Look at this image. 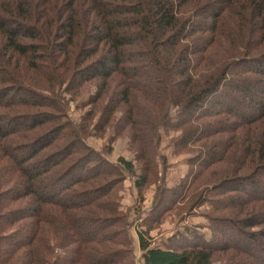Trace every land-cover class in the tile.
<instances>
[{
  "label": "trees",
  "instance_id": "16d2710c",
  "mask_svg": "<svg viewBox=\"0 0 264 264\" xmlns=\"http://www.w3.org/2000/svg\"><path fill=\"white\" fill-rule=\"evenodd\" d=\"M64 85L95 89L79 125ZM91 126L128 140L139 191L161 132L193 155L170 200L208 223L138 230L143 264H264V0H0V264H133L113 190L137 172L85 153Z\"/></svg>",
  "mask_w": 264,
  "mask_h": 264
},
{
  "label": "rangeland",
  "instance_id": "374dc122",
  "mask_svg": "<svg viewBox=\"0 0 264 264\" xmlns=\"http://www.w3.org/2000/svg\"><path fill=\"white\" fill-rule=\"evenodd\" d=\"M32 87V86H31ZM65 85L59 86L55 98L61 109L60 123L79 125L83 118L88 117V112L92 110L88 106L86 96L95 91L94 88L83 97L73 98L66 93ZM37 93L51 97L52 94L33 89ZM53 96V95H52ZM58 98V99H57ZM52 110V109H51ZM42 108H35L30 111L20 113H30L37 111H51ZM57 111V110H56ZM58 113V112H56ZM12 114V113H10ZM98 116L94 119L96 123ZM111 133L101 134L93 131L85 138L88 151L95 152L112 164H118L119 159L131 161L136 169V176L129 175L123 170L121 176L116 178L117 184L114 191L116 201L119 204V217H124L129 224L127 229L130 238L128 249L133 256V264H143L142 252L138 246L137 231H147L152 240L153 246L162 247L169 243L170 239L183 232L186 227L196 225H207L206 206L199 207L197 204H185L180 202L177 196L176 203H172V189L181 183L182 179L192 170L189 161L193 155L181 153L175 147V142L180 137L179 132H161L154 167V177H148V182L142 191L135 187V180L139 175L137 164L134 162V155L128 147V140L120 138L109 142ZM123 169V168H122ZM171 189V190H170ZM161 211V212H160ZM160 213L162 214L159 218ZM209 236L208 230H203ZM234 236V235H233Z\"/></svg>",
  "mask_w": 264,
  "mask_h": 264
}]
</instances>
